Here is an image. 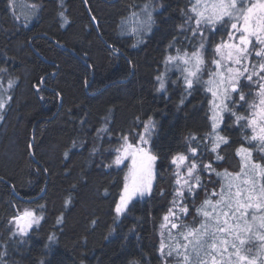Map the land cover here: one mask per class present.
<instances>
[{
    "label": "trees",
    "instance_id": "trees-1",
    "mask_svg": "<svg viewBox=\"0 0 264 264\" xmlns=\"http://www.w3.org/2000/svg\"><path fill=\"white\" fill-rule=\"evenodd\" d=\"M193 2L0 0V94L6 101L0 113V252L6 255L0 264H163L159 248L171 228L162 227L163 216L178 187L172 158L185 150L187 137L211 131L210 93L194 86L189 94L180 71L164 68L170 51L188 43L191 33L180 26ZM145 4L150 29L124 31L122 21ZM163 74L168 88L159 92ZM149 119L155 183L117 215L127 167L113 163L114 149L123 136L134 140ZM102 128L107 131L98 132ZM220 129L229 144L213 166L237 173L236 149L251 147L244 138L251 130L228 113ZM258 147L253 159L264 163ZM206 154L205 163L214 160ZM202 180L199 196L186 198L185 224L198 225L203 218L195 209L224 182L207 174ZM26 209L42 219L13 238L11 221ZM259 243L247 246L255 251Z\"/></svg>",
    "mask_w": 264,
    "mask_h": 264
},
{
    "label": "snow or ice",
    "instance_id": "snow-or-ice-1",
    "mask_svg": "<svg viewBox=\"0 0 264 264\" xmlns=\"http://www.w3.org/2000/svg\"><path fill=\"white\" fill-rule=\"evenodd\" d=\"M188 11L190 15L180 28L182 32L191 33L190 39L185 37L189 39L191 51L177 48L176 55H168L165 63L180 71L189 94L194 86H202L211 94V131L203 138L195 134L187 137V153H178L172 158L178 187L172 206L163 216L162 227L170 224L171 228L168 229L169 242L161 240L160 257L163 264H168L170 258L175 264H264V163L253 159V148L257 145V150L264 152V0H194ZM129 23L134 25L133 32L149 30L152 23L149 5L145 4L139 13L132 12L122 21V26ZM217 36L219 40L215 39ZM206 54L211 58L206 59ZM205 70L207 80L203 79ZM157 80V90H164V77L158 76ZM12 83L9 81V87ZM5 103L0 98V109ZM237 106L247 114H240L235 110ZM225 113L234 117L242 129L251 130V135L244 137L251 147L242 144L236 149L240 158L237 173L221 172L213 167L214 163L224 160L220 155L222 145L229 144L228 137L220 134ZM154 127L149 119L134 140L123 136V143L114 149L113 163L128 168L115 208L117 215L126 211L134 196H144L151 191L153 164L157 159L149 148ZM205 152L213 154L214 160L205 163ZM203 174L215 175L224 182L218 191L213 188L211 194L206 193L195 209L196 216L203 218L198 225L195 222V226L188 225L183 223L190 215L186 198L195 200L199 190L205 189ZM40 219L42 217L27 209L13 217L11 223L16 225L17 231L12 237L27 235L28 229L33 224L38 225ZM171 229L177 232L173 234ZM53 239L49 237L50 241ZM253 241L260 242L255 251L247 246ZM5 255L6 251L0 252V258Z\"/></svg>",
    "mask_w": 264,
    "mask_h": 264
},
{
    "label": "rangeland",
    "instance_id": "rangeland-1",
    "mask_svg": "<svg viewBox=\"0 0 264 264\" xmlns=\"http://www.w3.org/2000/svg\"><path fill=\"white\" fill-rule=\"evenodd\" d=\"M189 13V12H188ZM190 15V14H189ZM145 17L142 15L141 16V19H144ZM152 20H153V17H152ZM134 27V25L133 24H131V23H129V24H127V25H125L124 26V31H128L130 28L132 29ZM141 31H143V30H141ZM148 31V30H147ZM189 39L191 38V36L190 37H188ZM189 39H186V40H188L187 42V45L185 46L184 45V48L183 49H188L189 51H191V47H189L190 45H189ZM193 43H194V41H193ZM195 43H198V41H196ZM179 46V45H178ZM177 46V47H178ZM179 48V47H178ZM173 53H175V49H173V50H171L170 51V53L168 54V55H176V53L175 54H173ZM167 55V56H168ZM206 57L207 58H211V56L209 55V54H206ZM175 66L174 65H172V64H166L165 63V60H164V68L165 69H167V68H174ZM167 71V70H166ZM170 75H172L171 73H170ZM159 76H163L164 77V79H165V74H163V75H159ZM204 80H207V79H204ZM167 88H168V84H167V82H165V89L164 90H159V92H165L166 90H167ZM0 98H3L2 97V95L0 94ZM211 99H212V97H211V94H210V101H211ZM1 110H3V109H0V113H1ZM152 135H153V132H152ZM151 139H152V136H151ZM130 140V139H129ZM149 148H150V150H151V142H150V145H149ZM152 152V151H151ZM153 153V152H152ZM125 163H128L127 161H125ZM127 172H128V168H127ZM127 174V173H126ZM155 179H156V177H155V167H154V164H153V179H152V186H151V191H152V189H153V186H154V183H155ZM150 191V192H151ZM149 193H146L144 196H139V195H136V196H134L133 198H132V200L129 202V204H128V206L129 205H132L137 199H141V198H144V197H146L147 195H148ZM128 208V207H127ZM122 214H124V212L122 213ZM21 224L23 225V221L21 222ZM35 224H33L29 229H28V231H27V233L32 229V227L34 226Z\"/></svg>",
    "mask_w": 264,
    "mask_h": 264
},
{
    "label": "flooded vegetation",
    "instance_id": "flooded-vegetation-1",
    "mask_svg": "<svg viewBox=\"0 0 264 264\" xmlns=\"http://www.w3.org/2000/svg\"><path fill=\"white\" fill-rule=\"evenodd\" d=\"M209 111H210V107H209ZM185 145V150H183L182 148L180 149V150H178L179 152L178 153H187V148L189 147V144L188 143H186V144H184ZM184 145H183V148H184ZM152 153V152H151ZM177 153V154H178ZM153 155H154V153H152ZM205 156V159L209 156V154H206V155H204ZM212 156H213V154H212ZM210 159H213V157H211ZM157 163H158V160L156 159L155 160V162H154V167H155V169L157 168ZM214 167V166H213ZM192 199V198H191Z\"/></svg>",
    "mask_w": 264,
    "mask_h": 264
}]
</instances>
